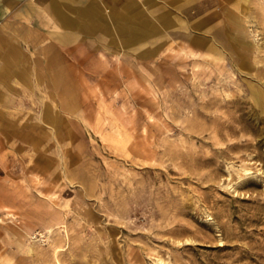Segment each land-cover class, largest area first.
Here are the masks:
<instances>
[{
  "label": "rangeland",
  "instance_id": "1",
  "mask_svg": "<svg viewBox=\"0 0 264 264\" xmlns=\"http://www.w3.org/2000/svg\"><path fill=\"white\" fill-rule=\"evenodd\" d=\"M169 4L17 84L0 264H264V0Z\"/></svg>",
  "mask_w": 264,
  "mask_h": 264
},
{
  "label": "crops",
  "instance_id": "2",
  "mask_svg": "<svg viewBox=\"0 0 264 264\" xmlns=\"http://www.w3.org/2000/svg\"><path fill=\"white\" fill-rule=\"evenodd\" d=\"M169 5V0H0V126L18 100L17 84L56 80L63 54L72 48L136 43L158 24H179L169 18ZM42 121L57 127L47 105Z\"/></svg>",
  "mask_w": 264,
  "mask_h": 264
},
{
  "label": "bare ground",
  "instance_id": "3",
  "mask_svg": "<svg viewBox=\"0 0 264 264\" xmlns=\"http://www.w3.org/2000/svg\"><path fill=\"white\" fill-rule=\"evenodd\" d=\"M50 116V115H49ZM159 260V259H158ZM162 261V260H161ZM157 263V262H156ZM159 264V263H158Z\"/></svg>",
  "mask_w": 264,
  "mask_h": 264
}]
</instances>
